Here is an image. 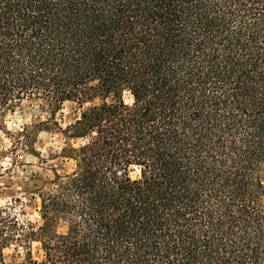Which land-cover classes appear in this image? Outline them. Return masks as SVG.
Here are the masks:
<instances>
[{
	"label": "trees",
	"instance_id": "obj_1",
	"mask_svg": "<svg viewBox=\"0 0 264 264\" xmlns=\"http://www.w3.org/2000/svg\"><path fill=\"white\" fill-rule=\"evenodd\" d=\"M30 101L79 105L75 167L0 205V264H264V0H0V131Z\"/></svg>",
	"mask_w": 264,
	"mask_h": 264
},
{
	"label": "rangeland",
	"instance_id": "obj_2",
	"mask_svg": "<svg viewBox=\"0 0 264 264\" xmlns=\"http://www.w3.org/2000/svg\"><path fill=\"white\" fill-rule=\"evenodd\" d=\"M37 111L41 115L45 112L50 113V115L46 120H41L39 115H35ZM80 112L79 105L74 102H66L59 111H56L45 103L30 101L23 103L14 113L8 115V117H18L14 121L15 123H19L31 116L33 120L31 126H42L44 132H48L50 137L55 136V140L48 142L60 145V151L49 149V160H61L62 163L56 165L49 164L48 160H45L43 155L35 150V147L33 149H26L25 140H22V144H19L17 147L15 146L16 143H14L13 148L7 152L0 150V205H11L15 213L21 215L24 220L26 218L33 223L40 221L38 214L39 201L34 197V193L43 187L46 182L53 179L55 173L64 174L74 169L73 162L60 158V154L65 148V137L59 130V127L65 129L64 125L69 126L73 124L79 117ZM8 117L6 124L13 123V121L8 120ZM37 121L40 122L37 123ZM26 126L29 125L21 124L23 128ZM18 133L19 131L14 136L11 133L7 135L16 140ZM38 134L37 132L35 135L37 136L35 137L37 139L36 143H46L39 141ZM2 144L3 140L0 139V145ZM20 156H31L37 163L33 164L29 160H21ZM5 160H10V167H4L3 162ZM5 253L9 264L25 263L29 253L36 260L41 261L42 259L40 245L34 242L29 245H25V243L14 244Z\"/></svg>",
	"mask_w": 264,
	"mask_h": 264
},
{
	"label": "clouds",
	"instance_id": "obj_3",
	"mask_svg": "<svg viewBox=\"0 0 264 264\" xmlns=\"http://www.w3.org/2000/svg\"><path fill=\"white\" fill-rule=\"evenodd\" d=\"M41 103H43V102H41ZM97 104H99V101H97ZM35 115H39L41 120H46L49 117L50 113L45 112L41 115V113L39 111H37L35 113ZM17 119H18V117L9 116L8 120L13 121V123H7L5 130L0 131V139L3 140V144L0 145V150L7 152L9 149L13 148V145L15 143V140L12 139L6 133H11L14 136L18 131L19 132L24 131V128L21 127V124H26V125L31 126L33 123L31 116H29L27 119H25L23 121H20L19 123H15L14 121ZM39 122L40 121H37V123H39ZM64 127H68V125H64ZM38 139H39V141L46 142V143H44V144L36 143L34 145L35 150L37 152H40L43 155V158L45 160H48V163L51 165H56V164L62 163L61 160H56V159L49 160V152H48L49 149H53L55 151H60V145L48 142L50 140H55L56 137L55 136L50 137L48 132L41 131L38 134ZM83 143H84V141H80L79 143H77L73 146L75 148H80ZM20 159L21 160H29L33 164L37 163V161L31 156H20ZM3 164H4L5 168H8L11 166L10 160H5L3 162ZM17 171H19V170L17 169ZM64 231H65L64 229H61V232H64Z\"/></svg>",
	"mask_w": 264,
	"mask_h": 264
}]
</instances>
